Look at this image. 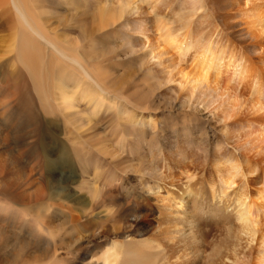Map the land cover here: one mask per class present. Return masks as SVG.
<instances>
[{"label": "bare ground", "instance_id": "6f19581e", "mask_svg": "<svg viewBox=\"0 0 264 264\" xmlns=\"http://www.w3.org/2000/svg\"><path fill=\"white\" fill-rule=\"evenodd\" d=\"M176 1L180 6L175 36L164 35L163 39L174 43L171 47L175 58L180 55L189 58L193 68L189 72L178 69L173 80L179 82L176 84L179 87L203 89L210 109L223 110V126L232 130L214 136L208 144L200 141L202 143L196 147L203 158L200 160L196 152L186 157L185 166L178 172L185 180L178 185L175 181L179 178L166 173L171 169L174 172L176 167L164 156L153 165L150 158L145 159L147 154L139 148L138 141H131L128 150L122 144L127 120L135 127L150 126L149 121L129 114V119L115 117L110 128L111 149L97 142L93 152L101 159L112 157L114 163L119 162L117 149L131 154L134 159L142 155L139 163L145 164L159 181L154 186L142 184L139 196L128 200L124 195L118 197L120 192L116 187L123 189V185L110 188L104 183V179L114 181L112 175L104 174L103 169L95 172L102 182L87 188L94 196L91 204L86 207V198L82 197L79 214L71 219L75 220L83 242L89 235L93 238L90 259L83 264H264V0H237L239 6L234 0ZM50 2L52 0H0V24L14 27L13 36L16 35L11 37L9 48L14 51L13 60L24 71L38 101V116H58L63 126L61 134L69 135L68 130L79 129L84 117L77 109L76 90L90 105L87 107L91 108L90 114L96 115L100 97L105 98L111 88L110 76L95 64L90 67L84 56L65 49L47 34L42 18L47 13L45 4ZM222 5H226L222 8H231L228 16L229 20L232 18L228 23L231 31L208 32L203 37L198 34L194 39L192 34H185L191 30L188 20L199 9L211 11ZM233 6L240 8L239 16ZM103 14L95 17L98 23L103 21ZM195 29H199L198 26ZM246 40L250 44L249 50L244 52L241 45ZM69 66L78 69L73 68L93 85L90 93L78 89L77 85L64 89L67 83L77 81L76 75L66 74ZM3 78L6 82L10 80L6 75ZM11 79L13 86L16 80ZM1 92L4 95L5 92ZM113 105L116 106L114 102ZM55 121L43 122L46 125L42 132L49 134V127L50 132L56 130L58 126L51 129ZM71 147L79 156L78 148L72 143ZM75 158L82 165L81 157ZM81 174L78 176L83 184L86 178ZM166 177L169 182H163ZM37 187L39 184L32 186L38 191ZM24 195L22 191V197ZM41 200L27 197L24 203ZM33 231L38 236L40 231L36 227ZM78 246L79 251L87 248L85 244Z\"/></svg>", "mask_w": 264, "mask_h": 264}, {"label": "rangeland", "instance_id": "374dc122", "mask_svg": "<svg viewBox=\"0 0 264 264\" xmlns=\"http://www.w3.org/2000/svg\"><path fill=\"white\" fill-rule=\"evenodd\" d=\"M234 4L239 6L237 0ZM45 6L47 13L43 15L42 27L47 34L65 49L84 56L90 67L95 64L103 68L110 76L111 88L105 98L100 97L96 115L90 114L91 108L87 109L90 105L76 90L77 109L84 116L81 126L68 130L69 135L61 134L63 126L58 116L51 119L38 116V101L24 71L13 60L14 51L9 48L11 37L16 35L13 36L14 27L0 24V264H83L89 260L93 238L89 235L83 242L75 220L71 219L79 214L82 197L86 198V207L91 204L94 196L87 188L102 182L95 175L98 170L103 169L104 174L114 177L112 182L103 180L108 187L123 185V189L116 187L120 192L118 197L124 195L128 200L139 196L142 184H157L159 179L148 172L145 164L139 163L142 155L134 159L117 149L119 162L114 163L112 157L101 159L93 152L97 142L111 149L110 128L115 117L128 118L129 114L149 121L150 126L135 127L128 118L122 144L128 150L131 141H138L139 148L148 155L145 159L150 158L153 165L164 156L176 167L174 172L171 169L166 173L179 179L182 174L178 172L185 166L187 156L196 152L200 160L203 158L198 144H208L214 136L232 130L223 126V110L210 109L203 89L179 87L176 85L179 82L173 80L178 69L189 72L193 68L189 58L181 55L175 58L171 47L174 43L163 39L164 35L176 33L180 6L176 0H52ZM223 6L226 5L211 11L199 9L188 20L191 30L185 34H192L194 39L198 34L231 31L228 24L232 19L228 18L231 8ZM239 9L234 8L238 16ZM102 12L104 19L98 23L95 17ZM249 44L248 40L242 43L244 52L249 50ZM69 67L66 74L76 75L77 81L67 83L64 89L77 85L90 93L93 85L75 71L78 69ZM5 75L10 78L7 82ZM12 77L16 80L13 86ZM118 107L125 113L121 114ZM53 120L56 121L51 129L54 126L59 129L50 132L49 127V134L42 132V127ZM71 143L78 148L79 156L71 149ZM75 157H81L82 165ZM81 173L86 178L83 184L78 176ZM179 179L175 181L178 185L185 180L184 176ZM163 182H169V177ZM33 184H39L38 191L32 188ZM27 197L42 200L24 203ZM35 227L40 231L39 237L34 234ZM82 244L87 248L79 251L78 245Z\"/></svg>", "mask_w": 264, "mask_h": 264}]
</instances>
